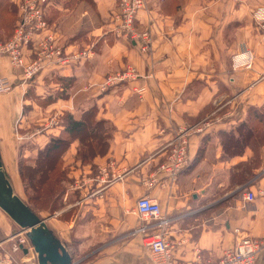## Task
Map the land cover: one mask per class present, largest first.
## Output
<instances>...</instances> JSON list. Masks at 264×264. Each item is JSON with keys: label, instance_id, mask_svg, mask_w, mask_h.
Returning <instances> with one entry per match:
<instances>
[{"label": "crops", "instance_id": "0c3cea01", "mask_svg": "<svg viewBox=\"0 0 264 264\" xmlns=\"http://www.w3.org/2000/svg\"><path fill=\"white\" fill-rule=\"evenodd\" d=\"M116 7L117 0L51 1L46 19L59 44L66 51L92 49L74 65L48 66L22 83L21 70L0 54V77L13 84L0 93V169L25 201L19 160L33 159L61 132L64 112L77 117L94 107L96 117L112 126L107 148L82 163L75 157L79 141L70 143L63 167L71 166L75 191L66 190L61 209L44 217L48 229L76 264H156L133 211L136 199L147 195L169 220L177 259L214 261L240 237L236 228L254 236L264 228V196L242 198L246 190L264 187V143L226 155L218 137L250 109H264V42L257 21L264 0H146L137 17L138 29L150 31L146 52L114 33ZM246 52L252 55L248 67ZM126 65L136 68V79L97 88ZM208 118L203 131L187 132L189 163L163 184L157 167L167 143L181 128ZM12 222L0 208V257L16 242ZM31 249L21 251L22 261L31 258ZM256 264H264V248Z\"/></svg>", "mask_w": 264, "mask_h": 264}, {"label": "built area", "instance_id": "2783aa9c", "mask_svg": "<svg viewBox=\"0 0 264 264\" xmlns=\"http://www.w3.org/2000/svg\"><path fill=\"white\" fill-rule=\"evenodd\" d=\"M18 17L11 36L5 41H0V54L7 55L12 66L19 68L23 75L21 82L32 79L41 70L51 65H74L90 57V47L80 50L66 51L59 44L56 32L46 19L47 7L52 0H16ZM146 0H117V7L112 12L114 33L126 40L138 42L140 51L146 52L151 45L150 31L138 29V13L145 8ZM257 21L260 24L264 42V9L257 13ZM33 55V56H32ZM237 59V56H235ZM252 55L245 53L243 64L251 65ZM138 71L132 65H126L124 69L106 75L97 88L106 91L119 83H127L136 79ZM13 84L7 77H0V93L8 92ZM143 88H138L139 93ZM55 122L56 120L53 119ZM209 124L208 121H200L192 126L183 127L167 143L168 152L166 158L158 165L157 171L162 173L163 184L165 181L176 179L177 174L189 163L188 145L186 135L191 129L203 131ZM264 174V168L261 170ZM258 196H264V187L257 192L246 190L242 194L245 201H252ZM133 211L141 218L136 231L140 233L145 247L151 253L156 264H256L259 252L264 248V228L259 235L243 234L239 228L235 232L240 235L236 242L222 249L221 254L214 261H203L199 255L193 261L183 263L175 257L173 245L168 237L167 217L162 215L161 207L156 199L147 195L138 197ZM28 237L19 238L13 244V250H19ZM24 243V244H23ZM30 244V243H29ZM28 250L31 248L28 245ZM1 264H15L11 253H4L0 257Z\"/></svg>", "mask_w": 264, "mask_h": 264}, {"label": "trees", "instance_id": "16d2710c", "mask_svg": "<svg viewBox=\"0 0 264 264\" xmlns=\"http://www.w3.org/2000/svg\"><path fill=\"white\" fill-rule=\"evenodd\" d=\"M17 17V6L7 0H0V29L4 33L11 30L6 36L0 32V41H5L12 34ZM60 121L61 132L51 135L33 159L19 160V174L28 199L40 200L52 192L53 201H56L63 194L60 183L66 179L61 167L62 156L73 140L79 141L75 157L82 163L91 161L96 154L107 148L112 126L106 120L96 117L94 107L84 110L77 117L64 112ZM260 123L264 124V109L252 108L245 119L228 130L218 131L223 153L238 154L247 145L255 148L264 143V134L260 137L258 135ZM261 128L264 129V125ZM26 204L35 212L28 202Z\"/></svg>", "mask_w": 264, "mask_h": 264}, {"label": "water", "instance_id": "95a60500", "mask_svg": "<svg viewBox=\"0 0 264 264\" xmlns=\"http://www.w3.org/2000/svg\"><path fill=\"white\" fill-rule=\"evenodd\" d=\"M0 208L23 230H27L30 246L38 264H76L66 246L48 229L45 219L38 216L20 197L13 193L0 169ZM27 251L26 248L23 249Z\"/></svg>", "mask_w": 264, "mask_h": 264}, {"label": "rangeland", "instance_id": "374dc122", "mask_svg": "<svg viewBox=\"0 0 264 264\" xmlns=\"http://www.w3.org/2000/svg\"><path fill=\"white\" fill-rule=\"evenodd\" d=\"M7 33H8L7 31H6V33L2 32V35L6 36ZM9 33H11V30H9ZM61 118H62V115H61ZM201 121H208L209 122L210 120L208 118V119L201 120ZM260 124H261V126L264 125L263 123H260ZM261 126L258 129L259 137H260V135L264 134V129L261 128ZM64 154L65 153H63V156H64ZM63 156H62V166L61 167L63 168V173L65 175L63 177L66 180L64 182L60 183V186L63 187V190L65 192L66 190H70V187L72 189H73V187H76V176H74L73 174H71L69 172L70 171V167H71L70 165H67L66 167H63V163H64ZM70 164L73 165V166H76L74 164V162H72ZM56 188H58V187H56ZM64 192H63V194H64ZM63 194L58 196L56 201H53L54 194H52V192L47 194L46 196H43L40 200L28 199L26 194H25V192H24V195H22V198L31 205V207L35 210V212H36V214L38 216L41 215L40 217L44 218L46 215L47 216L48 215H56L55 213L58 212L59 209H61V206L63 205V197H64ZM75 198H76V196L75 197H73L72 195L69 196V200H71V202H73ZM12 223L14 225L13 227L15 228L14 231L17 234V238H15L16 241L19 238L27 237V235H26L27 230L21 229L15 222H12ZM28 245H30L29 242H26L25 246L23 245L19 250H13L12 249L11 255H12V258H13V261H14L15 264H37L36 254L34 253V251L32 249H31L32 250V252H31L32 255L30 256L31 258H29V260L27 259L24 262L21 259V255H22L21 251L24 248L28 249L27 248Z\"/></svg>", "mask_w": 264, "mask_h": 264}]
</instances>
